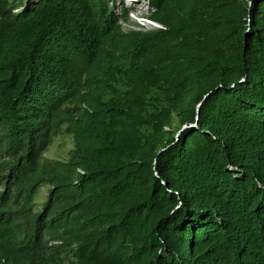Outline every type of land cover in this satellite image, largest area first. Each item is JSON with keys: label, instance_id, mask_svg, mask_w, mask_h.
Instances as JSON below:
<instances>
[{"label": "trees", "instance_id": "16d2710c", "mask_svg": "<svg viewBox=\"0 0 264 264\" xmlns=\"http://www.w3.org/2000/svg\"><path fill=\"white\" fill-rule=\"evenodd\" d=\"M148 2L0 0V264H264V0Z\"/></svg>", "mask_w": 264, "mask_h": 264}, {"label": "rangeland", "instance_id": "374dc122", "mask_svg": "<svg viewBox=\"0 0 264 264\" xmlns=\"http://www.w3.org/2000/svg\"><path fill=\"white\" fill-rule=\"evenodd\" d=\"M128 8V16L126 19H122L120 17L121 25L123 29L127 28H140L147 29L153 24L148 20L146 15L149 14V2L148 0H136L131 3H128L126 0H123ZM109 5L114 6V10L116 11L117 16L121 15L122 6L121 0H108ZM134 8L133 11L131 9ZM136 15L144 16L146 18L141 19L137 18ZM64 125H60L57 128L56 132L52 134L51 140L47 143V145L41 151L43 158H64L65 155L69 152V149L73 145V140L71 134L67 133L64 129ZM47 185L43 184L39 188V192L35 196L36 199V209L40 208L41 203H43L46 193H47Z\"/></svg>", "mask_w": 264, "mask_h": 264}, {"label": "built area", "instance_id": "2783aa9c", "mask_svg": "<svg viewBox=\"0 0 264 264\" xmlns=\"http://www.w3.org/2000/svg\"><path fill=\"white\" fill-rule=\"evenodd\" d=\"M128 3H131V2H133V1H135V0H126ZM134 10V8H132L131 9V11H133ZM136 17L137 18H141V19H144L145 17L144 16H140V15H136Z\"/></svg>", "mask_w": 264, "mask_h": 264}, {"label": "bare ground", "instance_id": "6f19581e", "mask_svg": "<svg viewBox=\"0 0 264 264\" xmlns=\"http://www.w3.org/2000/svg\"><path fill=\"white\" fill-rule=\"evenodd\" d=\"M136 1V0H135Z\"/></svg>", "mask_w": 264, "mask_h": 264}]
</instances>
